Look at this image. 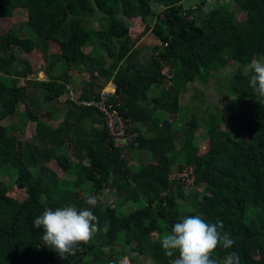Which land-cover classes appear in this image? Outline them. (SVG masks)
Wrapping results in <instances>:
<instances>
[{"label":"trees","instance_id":"obj_1","mask_svg":"<svg viewBox=\"0 0 264 264\" xmlns=\"http://www.w3.org/2000/svg\"><path fill=\"white\" fill-rule=\"evenodd\" d=\"M182 1L0 0V23L21 9L38 38L34 42L19 37L11 28L0 35V75L11 78L8 85L0 80V167L15 173L14 184L26 190L25 197L16 200L8 195L11 188L0 183V264H144L138 256L148 257L153 264H173L178 252L165 255L161 237L170 234L181 217L190 215H199L207 223L223 221V231L235 241L228 250L217 248L213 258L219 264L231 252L239 254L240 264H264V99L254 94L242 69L251 60L264 58V0H199L188 6H182ZM231 3L244 13L243 20L228 9ZM152 5L161 9L154 13ZM89 18L97 27L87 24ZM128 21L136 28L142 26L136 42L148 33L158 42L141 64L134 61L138 49ZM51 44L56 47L53 53ZM84 46L91 52H83ZM13 48L24 54L37 51L46 80L29 79L25 61L20 73L11 74ZM231 62L239 67L226 76L223 95L241 99L242 111L223 122L217 113L206 111V148L198 154L193 144L197 118L171 130L169 122L152 115L156 111L175 114L179 93L188 82L198 76L207 80ZM58 64L61 74L95 73L89 74L92 82H83L75 92V100L97 99V90L108 82L114 86L108 102L135 134L128 149L147 152L149 162L130 170L125 150L113 148L102 115L67 99L56 128L24 108L26 119L34 123L35 136L48 148L8 134L1 122L26 100V87L41 89L47 102L63 94L68 77L54 74ZM164 83L158 96L147 98L151 88ZM176 133L184 137L178 149ZM50 161L72 176L71 182L58 181L48 167ZM184 172L192 177L186 193L175 179ZM106 188L113 190L112 206L100 200ZM90 195L97 199L90 210L101 229L108 224V231L95 234L75 255L62 259L43 244V229L33 227V221L45 208H89ZM179 199L189 212L179 213Z\"/></svg>","mask_w":264,"mask_h":264},{"label":"rangeland","instance_id":"obj_2","mask_svg":"<svg viewBox=\"0 0 264 264\" xmlns=\"http://www.w3.org/2000/svg\"><path fill=\"white\" fill-rule=\"evenodd\" d=\"M198 2L199 0H183L181 5L188 6L197 4ZM222 4L224 3L222 2ZM227 7L230 11L235 13L236 19H244V13L238 11L234 4H228ZM160 9L161 8L159 5H152L151 7L152 12L154 13H157ZM25 21V11L16 9L13 12L12 18L10 20L4 23H0V35L4 34L9 28H11L17 33L19 37L28 38L34 42H38V38L36 37L34 31H32L26 25ZM146 22L151 25L152 18H146ZM128 23L130 25L129 34L131 40L135 43L134 48L138 49V56L134 61H136L137 64H141V61L143 62L148 59L151 53L152 46L158 45V42L150 33L146 34L138 42H136V33L141 30L142 26H140V28H136L134 22L128 21ZM87 24L94 28L97 27V23L91 18L87 19ZM12 50L15 54V60L11 68V74L16 75V73H20L23 69L22 62L25 61L30 66L31 74L28 77L29 79H34L37 81L46 80L42 71L43 62L40 54L37 51H31L30 53L24 54L17 48H13ZM82 50L85 53L91 52V48L89 46H84ZM54 51H56V47L54 44H51L49 52L53 53ZM102 51L104 52V50ZM246 66L247 65H244L242 67L243 71H245ZM237 67H239L237 63L231 62L226 67L220 69L218 72L212 73L210 78H208L207 80L199 76L196 77L195 79H193V81L188 82L185 88L182 89L179 93L178 109L175 114L161 113L159 111H156L152 115V117L157 118L160 121L162 119H165L170 123L171 130H177L180 127H183L191 117L197 118L199 127L196 128L193 132V144L198 147V154H201L206 148L205 130L203 127L205 112L208 111L217 113L219 115V118L223 122L225 120L230 121L235 116V114H238L240 111H242L243 103L241 99H231L228 95H223L224 92L222 85L226 82V76L234 72ZM55 69L56 71H54V74H59L66 79L68 77V83L65 85H71V88L74 92L80 90L83 82L87 80L92 82L89 74H91V76L93 77L95 76V73L92 72L83 73L70 70L64 73L66 74V77L64 74H61V71L63 69L61 68L60 64H58ZM0 80L6 85L11 84L10 77L0 75ZM17 80V85H21V79ZM161 86V88H151V90L147 92V98L149 99L153 96H158L160 93V89H164L166 87V83ZM105 87H108V85L103 86L102 89L105 92L108 91L109 93L110 87H108L106 90ZM25 92L26 100L20 104H17V110L14 115L3 120L1 124L8 129V134L15 136L17 140L33 145H38V147L48 148L46 142H44L43 140L39 142V138L35 136L34 123L26 119L24 115V108L35 113L39 120L45 122L50 127L56 128L62 121V115L65 111L64 100L67 99L66 93L64 91L63 94L56 100L47 102L44 100V92L39 88L26 87ZM147 105L149 106V104ZM142 130L144 131V129ZM183 138V136H179V134L176 133V137L174 140L175 148H179V146L183 142ZM62 152H64V149H62ZM124 154L125 158L129 161L128 167L130 168V170H136L138 166L150 161V155L143 150L128 149L127 151H124ZM65 156L72 159L71 153L69 151L65 152ZM85 162L86 161H84L83 163ZM48 167L55 172L58 181L71 182V180L73 179L72 176L59 171V169L55 165H53L51 161L48 162ZM183 169L186 170V168ZM175 177L176 181H178L180 185L183 186V193H186L188 190H190V185L192 183L191 175H189L187 172H184L183 174L176 175ZM14 178L15 173L12 174L10 172H7L5 170V167H0L1 185L6 188H11L8 194L11 198L21 200L25 197L26 190L22 186L15 185ZM88 189L89 188L86 187V191ZM114 197L115 196L112 189L106 188L101 190L100 200L103 204L112 206L113 204H115ZM178 201L180 202V205L177 207L179 213L184 214L189 212V207H187L182 200L179 199ZM132 207L135 208L136 205ZM183 218L184 216L181 217V221ZM116 248L119 249V247ZM138 260L144 264H153L151 259H149L148 257L138 256Z\"/></svg>","mask_w":264,"mask_h":264},{"label":"clouds","instance_id":"obj_3","mask_svg":"<svg viewBox=\"0 0 264 264\" xmlns=\"http://www.w3.org/2000/svg\"><path fill=\"white\" fill-rule=\"evenodd\" d=\"M244 75L249 76L254 94L264 99V58L251 60ZM86 203L90 207L81 210L71 205L55 210L45 208L33 221V227L43 229V244L62 259L75 255L80 245L89 244L95 234L108 231V224L101 229L98 218L90 210L97 204L96 197L88 196ZM160 243L165 255L171 257L178 252L173 264H219L213 258L217 248L228 250L235 241L223 231V221L207 223L199 215H190L175 223L170 234L164 233ZM224 264H240L239 254L229 253Z\"/></svg>","mask_w":264,"mask_h":264},{"label":"built area","instance_id":"obj_4","mask_svg":"<svg viewBox=\"0 0 264 264\" xmlns=\"http://www.w3.org/2000/svg\"><path fill=\"white\" fill-rule=\"evenodd\" d=\"M64 91L67 100L72 101L75 106L93 108L102 115L106 134L111 139L113 148H127L133 142L135 134L129 132L124 120L117 114L115 106L108 102L110 95L103 89L97 90L99 94L97 99L87 100H75V92L69 84L64 86Z\"/></svg>","mask_w":264,"mask_h":264},{"label":"crops","instance_id":"obj_5","mask_svg":"<svg viewBox=\"0 0 264 264\" xmlns=\"http://www.w3.org/2000/svg\"><path fill=\"white\" fill-rule=\"evenodd\" d=\"M106 85H108V87H110L109 88V93H108V91H107V93L109 94V95H112V94H114V89H113V85L110 83V82H108ZM108 87H105V90L108 88ZM100 90V89H99ZM99 95V94H98ZM99 97V96H98ZM129 147V146H128ZM128 147L125 149V148H122V149H125V150H127L128 149Z\"/></svg>","mask_w":264,"mask_h":264}]
</instances>
